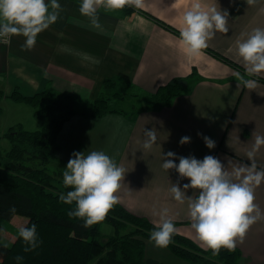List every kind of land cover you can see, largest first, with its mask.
<instances>
[{
	"label": "crops",
	"instance_id": "crops-1",
	"mask_svg": "<svg viewBox=\"0 0 264 264\" xmlns=\"http://www.w3.org/2000/svg\"><path fill=\"white\" fill-rule=\"evenodd\" d=\"M58 2L62 7L58 20L38 34L32 50L21 49L23 36H13L9 43L0 41V88L5 93L2 104L16 86L25 95L51 86L56 95H69L80 102L95 99L107 77L119 80L120 91L139 93H152L174 77L184 78L187 88L171 104L133 117L121 113L101 117L75 113L58 134L60 149L55 160L68 162L74 151L85 155L103 151L125 169L121 187L115 193L124 207L153 223L159 220L154 211L167 207L176 230L196 242L188 203L189 198L198 196V191L188 189L182 204L174 200L172 185L178 183L183 188L189 180L179 179L175 169L164 170V156L168 151L176 153L173 159L178 164L181 156L202 160L205 155H213L227 171L250 165L246 153L256 135L264 136V81L245 75V79L257 81V87L249 90L235 76L237 72L244 75V71L206 49L195 58L185 55L177 31L194 0H144L142 10L164 23L140 9L123 14L101 8L100 28H94L80 14L82 0ZM200 3L228 11L229 31L217 32L208 42L209 47L243 66L236 42L246 39L254 28L264 29V0H256L253 5H247L246 0ZM84 54L99 63L85 59ZM260 76L264 79V73ZM12 101L10 105L16 110L27 105ZM145 130H153L157 136L151 149L142 147ZM184 136L191 139L181 145ZM203 136L214 140L216 146L209 149ZM255 162L257 171L264 170V146L256 153ZM254 202L262 218L251 226L242 243L237 242L241 264H264V182L255 189ZM22 219L24 226L28 218ZM148 244L153 252H149ZM145 256L165 264L168 260L169 264H190L168 247L158 248L149 241Z\"/></svg>",
	"mask_w": 264,
	"mask_h": 264
},
{
	"label": "clouds",
	"instance_id": "clouds-1",
	"mask_svg": "<svg viewBox=\"0 0 264 264\" xmlns=\"http://www.w3.org/2000/svg\"><path fill=\"white\" fill-rule=\"evenodd\" d=\"M256 0H246L247 5ZM125 7L144 9V0H82L79 6L81 15L87 17L94 28H100L98 10L116 11ZM62 11L58 0H0V41L9 43L13 36H23L25 42L22 50L30 51L35 47L39 33L54 24ZM228 11L218 10L215 6L204 7L200 0H194L191 8L182 17L179 29V44L189 58L199 56L209 46V41L217 32L226 34L228 27ZM237 55L243 62L245 74L235 73L239 84L249 90L257 87L255 79H245V75L260 76L264 73V29L254 28L246 39L237 40ZM84 58L93 63L99 60L84 54ZM238 84V86H239ZM146 139L142 147L151 149L157 141L153 130H145ZM198 135H202L198 133ZM184 136L180 144L190 142ZM205 145L212 149L215 141L203 136ZM264 146V136L256 135L254 144L246 155L250 165H240L227 171L220 159L213 155H205L202 160L194 156L179 157L175 163L176 153L168 151L162 164L164 170L175 169L179 179L187 178L189 183L173 184L170 193L175 201L184 203L188 189L198 191V196L189 198L188 215L191 227L195 231V240L205 251L209 249L213 256L220 250L232 252L237 242L242 243L253 224L262 218L259 206L255 201V189L264 182V170L257 171L256 153ZM229 163H231L229 161ZM63 172V185L71 188L66 194L61 193L59 200L65 204H73L75 208L68 212L70 218L83 221L82 227L87 229L102 222L119 198L115 195L120 189V181L125 177V169L103 151L73 152ZM15 212V208L11 209ZM159 217L155 228L150 232L149 243L155 247L167 248L172 241L176 228L169 209L164 207L154 211ZM18 237L26 245L25 252L38 246L36 225L21 226ZM6 247V246H5ZM17 261L22 256L15 257Z\"/></svg>",
	"mask_w": 264,
	"mask_h": 264
},
{
	"label": "trees",
	"instance_id": "trees-1",
	"mask_svg": "<svg viewBox=\"0 0 264 264\" xmlns=\"http://www.w3.org/2000/svg\"><path fill=\"white\" fill-rule=\"evenodd\" d=\"M134 9L125 7L119 11L128 14ZM142 11L164 23L150 12ZM206 50L245 72L242 65L224 54L209 46ZM253 77L264 81L261 76ZM118 83L117 78H105L98 96L91 101L79 102L69 95H56L51 86L30 95L23 94L16 86L8 95L16 102L29 104L34 117L42 124L40 128L27 129L19 122L9 126L4 133L10 147L0 151V216H26L24 226L36 225L38 246L25 252L26 245L18 237V231L10 243L0 239V264H90L93 260L95 264H165L145 256L146 242L155 223L118 202L102 222L83 228L82 220L68 216L75 208V202L69 205L59 200L61 193L72 190L63 185L67 161L51 170L50 163L60 149L58 134L64 122L75 113L92 117L121 113L133 117L141 111L171 104L187 88L182 77H174L152 93L120 91ZM4 96V90L0 88V115ZM103 224L111 225L114 233L105 235ZM168 248L190 264H241L239 247L232 252L222 248L219 255L213 256L210 249L205 251L192 238L178 231L173 234ZM17 256L23 259L17 261Z\"/></svg>",
	"mask_w": 264,
	"mask_h": 264
},
{
	"label": "rangeland",
	"instance_id": "rangeland-1",
	"mask_svg": "<svg viewBox=\"0 0 264 264\" xmlns=\"http://www.w3.org/2000/svg\"><path fill=\"white\" fill-rule=\"evenodd\" d=\"M10 104H13V101L10 98H5L2 104L3 112L0 115V151L4 152L10 147V141L4 136V133L8 129L9 126L22 123L23 126L27 129H36L37 127H41V120L34 117L32 112V107L27 104L23 105L21 109H15ZM56 158V157H55ZM55 158L51 161L50 164L51 170H55L59 168L62 163ZM23 217L24 215L16 214L11 218H4L0 216V239L10 243L19 227L24 224ZM102 232L105 235H110L114 233V228L109 224L102 225ZM149 252H153L152 247L148 244ZM170 252V251H169ZM172 254V253H171ZM173 256V255H171ZM2 258V254L0 253V259ZM163 261V260H162ZM167 261V260H166ZM169 261V260H168ZM167 263L169 264L170 262ZM91 264H95V261H92Z\"/></svg>",
	"mask_w": 264,
	"mask_h": 264
}]
</instances>
